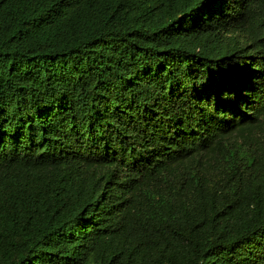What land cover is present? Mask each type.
Instances as JSON below:
<instances>
[{
    "label": "trees",
    "instance_id": "trees-1",
    "mask_svg": "<svg viewBox=\"0 0 264 264\" xmlns=\"http://www.w3.org/2000/svg\"><path fill=\"white\" fill-rule=\"evenodd\" d=\"M0 264H264V0H0Z\"/></svg>",
    "mask_w": 264,
    "mask_h": 264
}]
</instances>
